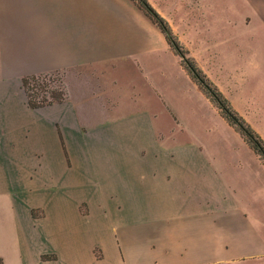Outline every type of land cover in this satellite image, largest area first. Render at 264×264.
Masks as SVG:
<instances>
[{"label":"crops","instance_id":"obj_1","mask_svg":"<svg viewBox=\"0 0 264 264\" xmlns=\"http://www.w3.org/2000/svg\"><path fill=\"white\" fill-rule=\"evenodd\" d=\"M147 1L188 56L260 58L264 67V0ZM0 58L19 73L26 109L25 74L59 71L67 92L44 106L60 107L50 123L62 126L55 152L38 136L43 173L24 184L0 181V264H264L259 155L228 126L242 144L228 154L182 131L166 142L164 130H152L157 111L136 116L124 107L120 71L141 74L159 96V75L187 73L136 2L0 0ZM6 92L0 80V131L24 169L20 139L37 123L3 116ZM230 103L264 140V125ZM257 118L264 122V112ZM132 123L147 125L133 132ZM23 185L34 195L25 197Z\"/></svg>","mask_w":264,"mask_h":264},{"label":"rangeland","instance_id":"obj_2","mask_svg":"<svg viewBox=\"0 0 264 264\" xmlns=\"http://www.w3.org/2000/svg\"><path fill=\"white\" fill-rule=\"evenodd\" d=\"M193 59L216 87L221 92L222 89L225 91V93L222 92L225 97L234 102L236 106L244 109L250 117L254 116L252 118L258 122V125H264V122L261 121L262 119L257 118L261 112H264V67L260 65V58L202 54ZM1 61L2 58H0V80L4 82L5 90L9 91L6 94L12 100L11 102L5 99L8 103L3 105V116H6V114L23 116L24 119L28 118V122L33 123L35 120L34 122L37 123L28 127L30 134L28 132L25 134L26 129H24L23 137L20 139L21 145L26 148L25 156L28 157V162L24 165V169H20L18 163L14 162L16 161L15 158L19 157L14 152L6 149L10 147V134L6 133L5 127L4 130L0 131V137H2L0 139V181L24 184L30 180L31 172H37L33 174L32 178H34L36 174L43 173L44 170L43 166L46 157L38 149L36 151V148L40 145L38 136L43 138V146L47 144L53 151L58 148L56 146L58 140L57 130L60 132L62 125L59 122L50 123V120H53L56 116H61V110L60 107L50 108L44 106L36 109H26L23 104L25 99L16 87L19 73L7 71L1 66ZM120 72L118 74L120 81L116 85V90L121 95H124L125 98H128L129 102L124 107L131 108L134 112L139 113L136 116H142L139 112L142 109L157 111L155 116H158V119L152 123V127H154L152 130H164L166 142H170L172 137H174V131H182V138L195 137L205 142L214 151L220 152L224 150L226 152L229 146L242 148L240 141L226 128L228 126L237 132L236 134L240 136L237 135L240 140L243 138L246 141V145L248 144L246 138L238 132L237 126L227 121L219 107L212 102L211 98L207 96L198 82L188 72L190 78L182 69L177 70L176 67L171 72L159 75L157 82L162 85L161 87L159 86L160 96L157 95L155 89L151 88V85H147L145 78L141 74L137 72ZM53 74H56L62 80L66 89L64 75L59 71ZM135 89L141 91L142 100L129 99ZM242 117L245 119L244 116ZM41 119L43 122L40 124ZM176 119L177 121H175ZM87 124L94 126L99 123L91 122ZM132 125L133 132H141L139 128L147 124L132 123ZM34 127L36 130H34ZM83 129L85 130L86 128L84 127ZM232 129L230 130L232 131ZM147 130L151 131L149 128ZM142 131L145 132V130ZM92 141L90 140V142ZM67 142L75 143L76 141L68 139ZM259 157L261 162L264 163V159L260 155ZM37 163L40 165H36ZM34 167L36 171H34ZM261 178V188L264 193L263 172L261 173ZM5 188L3 187L2 190L0 188V193ZM20 188L27 198L33 193L32 187H30L31 190L29 188L25 190L24 185Z\"/></svg>","mask_w":264,"mask_h":264},{"label":"trees","instance_id":"obj_3","mask_svg":"<svg viewBox=\"0 0 264 264\" xmlns=\"http://www.w3.org/2000/svg\"><path fill=\"white\" fill-rule=\"evenodd\" d=\"M133 1L163 32L169 45L180 56L187 72L198 82L212 102L219 107L227 121L237 126L238 132L246 138L250 147L264 159V140L262 137L247 123L242 115L232 106L229 99L198 67L195 60L186 54V50L174 35L167 20L147 0ZM53 73H58V71L22 76L21 87L25 93L29 108L35 109L52 103H59L66 98L67 92L62 80Z\"/></svg>","mask_w":264,"mask_h":264}]
</instances>
